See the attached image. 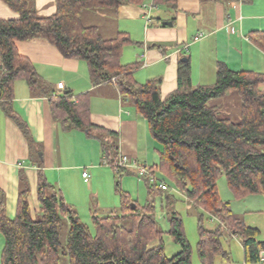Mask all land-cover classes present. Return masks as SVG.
<instances>
[{"label": "trees", "instance_id": "16d2710c", "mask_svg": "<svg viewBox=\"0 0 264 264\" xmlns=\"http://www.w3.org/2000/svg\"><path fill=\"white\" fill-rule=\"evenodd\" d=\"M18 13L14 19L0 18V105L32 144L27 124L12 110L14 82L24 80L32 91L48 100L54 121L62 130L77 129L100 142V159L118 175L129 168H115L120 155L116 134L90 122L89 93L56 94L42 81L32 62L19 54L15 42L43 40L66 58L86 63L93 84L113 81L121 97L147 122L151 138L162 150L152 173L166 174L195 208H202L217 220L215 229L202 226L198 217L196 243L200 264H213L215 257L229 261L222 245L223 234L240 238L245 263L264 264V240H257L259 229L248 226L234 214L228 201H221L217 180L225 176L236 196L264 195V91L259 84L264 73L232 70L217 62L215 81L209 85L192 84L190 60L177 63V87L161 98L160 79L137 83L133 74L141 63L122 64L124 46L139 44L127 32L117 31L105 38L95 25H85V10L117 11L121 5H143V0H55L56 10L39 15L34 0H1ZM153 5L176 10V0H152ZM149 26L163 25L151 17ZM264 51V31L248 35ZM228 92L239 96L235 120L220 117L215 101ZM96 131V133H94ZM38 210L32 215L28 196L30 185L20 170L16 213H5L0 192V235L3 245L0 264H192L191 246L185 237L182 220L171 205L172 198L146 179L148 198L143 205L120 193L119 211L91 214V225L83 222L60 190L41 172L38 161ZM165 196L169 229L164 231L155 216V199ZM135 208L131 209V203ZM180 246L167 256L163 234ZM157 241L155 244L151 242Z\"/></svg>", "mask_w": 264, "mask_h": 264}, {"label": "crops", "instance_id": "0c3cea01", "mask_svg": "<svg viewBox=\"0 0 264 264\" xmlns=\"http://www.w3.org/2000/svg\"><path fill=\"white\" fill-rule=\"evenodd\" d=\"M34 4L39 15L48 16L56 10L55 0H34ZM129 7L133 5H121L117 11L85 10L81 19L85 25L97 26L105 38L125 31L139 42L141 51L135 62H140L139 68L144 69L140 78L145 81L159 78L161 98L176 89L177 63L185 56L190 60L194 86L214 83L217 62H224L232 70L264 73V51L248 38L252 31H264V0H176L173 16L169 11L154 14L161 21H171L170 26H146L143 8ZM120 14L128 20L123 29L116 24ZM87 15L113 21L114 26L105 25L102 30L99 23H93ZM17 17L18 13L0 0V18ZM232 27L235 32L230 31ZM15 45L19 54L32 62L42 81L56 94L89 93L90 122L116 134L120 154L136 164L149 167L157 164L155 158L159 157L161 145L151 138L144 117L128 100H122L113 81L93 84L84 61L64 57L56 47L43 40L16 41ZM58 83H62V87ZM259 89L264 91V81ZM12 110L27 124L32 144L0 105V192L4 195L9 219L16 213L20 170L30 185L28 201L34 215L38 210V161L49 181L50 178L60 181L61 171L70 174L80 169V165L73 163L77 149L89 148L94 166L101 152L97 138L77 129L62 130L51 116L48 100L38 91H32L24 80L14 82ZM129 171L137 174L134 168ZM82 178L86 181L87 177Z\"/></svg>", "mask_w": 264, "mask_h": 264}, {"label": "rangeland", "instance_id": "374dc122", "mask_svg": "<svg viewBox=\"0 0 264 264\" xmlns=\"http://www.w3.org/2000/svg\"><path fill=\"white\" fill-rule=\"evenodd\" d=\"M152 0H143L142 4L146 5L145 11H149L150 17H154L155 13L162 14L169 11L174 15V10L167 6H151ZM143 8L141 5H133L129 8ZM144 10V8H143ZM245 13V11L243 12ZM124 16V15H123ZM122 14L116 19L120 29H123L128 20ZM93 23H99L101 29L106 26H114L113 21H106L99 16H89ZM90 21V20H86ZM146 26H149L145 23ZM164 22V21H162ZM102 33H105L102 31ZM139 35V34H135ZM141 40L140 38H137ZM141 47L137 44L126 45L123 48L121 56V63H133L139 60V53ZM138 57V59H137ZM143 67L139 68L134 76V80L143 83L145 80L141 79L143 76ZM77 81V79H76ZM125 101V99H122ZM129 104V103H127ZM220 107V117H228L235 120L239 114L240 100L239 96L231 92L227 96H223L215 101ZM83 149H77L73 155V163L80 165V169L72 171L70 174L61 171L60 181L51 179L66 201L72 205L77 211L80 219L91 225V214L95 212L98 215H105L110 211H119L120 209V193L127 194L131 201L138 205H143L148 198L146 179L135 174L134 172L124 173L118 175L111 167L103 164L99 159L96 166L90 161L91 151L89 148L83 146ZM158 155V154H157ZM159 162V157L155 158ZM156 162V163H158ZM91 163V164H90ZM149 167V165H146ZM82 171H86L88 176L86 181L82 178ZM132 171V170H131ZM155 176L159 181H163L169 186V191L166 193L172 198L171 205L179 214L182 220L183 231L186 239L191 246V263L200 264L196 243L198 240V217L202 216V226L207 229H215L218 226L217 220L207 213L204 209L195 208L191 203L185 200L182 194L171 179L164 173L155 172ZM217 191L221 201H228L230 208L244 223L248 226H253L259 229L257 240H264V195L258 193H248L243 196H236L229 188L225 176H220L217 180ZM155 216L164 231L169 229L168 219L166 217V201L165 196H157L155 199ZM164 252L167 256H172L179 251L180 246L173 241L171 236L167 233L163 234ZM2 236L0 235V251L2 247ZM157 241L151 242L155 244ZM222 245L229 255V261H224L220 257H215L213 264H250L245 263L244 253L240 238L232 237L226 233L223 234ZM264 257V253H263ZM65 264V263H64Z\"/></svg>", "mask_w": 264, "mask_h": 264}, {"label": "built area", "instance_id": "2783aa9c", "mask_svg": "<svg viewBox=\"0 0 264 264\" xmlns=\"http://www.w3.org/2000/svg\"><path fill=\"white\" fill-rule=\"evenodd\" d=\"M152 7L155 6L150 4ZM142 7L144 8V13L143 17L145 19V23L148 24V22L151 20V17L149 15V11H145L146 5L143 4ZM231 32H235L233 27L230 29ZM59 87H62V83H58ZM115 168H121V167H126V168H134L136 170V173L143 177L144 179L149 180L150 182H156L158 187L161 188L164 191H169V186L163 181H159L155 174L151 172L150 167L146 165H141V164H136L133 161H130L126 155L120 154L114 164ZM82 176L85 178L88 176L86 171H82ZM261 262L264 263V258H262ZM261 264V263H259Z\"/></svg>", "mask_w": 264, "mask_h": 264}, {"label": "water", "instance_id": "95a60500", "mask_svg": "<svg viewBox=\"0 0 264 264\" xmlns=\"http://www.w3.org/2000/svg\"><path fill=\"white\" fill-rule=\"evenodd\" d=\"M163 25H172V22L171 21H164L162 22ZM186 57H182L181 60L182 61H186ZM131 209H134L135 208V204L132 202L131 205H130Z\"/></svg>", "mask_w": 264, "mask_h": 264}]
</instances>
